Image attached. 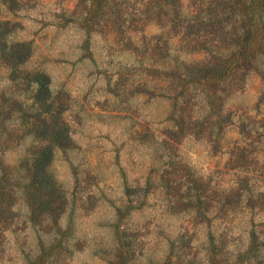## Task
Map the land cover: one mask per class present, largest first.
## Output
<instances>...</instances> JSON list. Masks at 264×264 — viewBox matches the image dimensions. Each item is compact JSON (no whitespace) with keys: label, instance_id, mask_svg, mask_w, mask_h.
<instances>
[{"label":"rangeland","instance_id":"374dc122","mask_svg":"<svg viewBox=\"0 0 264 264\" xmlns=\"http://www.w3.org/2000/svg\"><path fill=\"white\" fill-rule=\"evenodd\" d=\"M165 2L0 0V264H264V0ZM37 72L70 143L31 206Z\"/></svg>","mask_w":264,"mask_h":264},{"label":"trees","instance_id":"16d2710c","mask_svg":"<svg viewBox=\"0 0 264 264\" xmlns=\"http://www.w3.org/2000/svg\"><path fill=\"white\" fill-rule=\"evenodd\" d=\"M165 7H170V11L172 15L178 17V5H176L177 0H165ZM246 11L239 13V18L245 19ZM192 17V15H191ZM242 21V20H241ZM243 22V21H242ZM9 25L8 22L0 21V39L2 40L0 46V53L2 54V59H4L5 63L13 69L18 66V64L22 63L24 59L28 58L30 55V49L26 47L25 43H17L10 45L9 42L6 41L7 35L9 34ZM247 26V25H246ZM247 29V28H246ZM6 37V38H5ZM241 37H237L233 42L237 41L236 44H232V42L227 46V49L231 53V58L225 61L228 66L231 63H234L235 59H242L243 56H246L248 50H243V45L241 46ZM238 43V44H237ZM236 45V48H235ZM238 45V46H237ZM246 48H250L249 46H245ZM235 49V50H234ZM251 59H256L252 58ZM181 67L191 70L193 69V64H183ZM213 68L207 67L202 70L203 75H201V82H207L208 79L211 78V75L214 73L212 70ZM215 70V69H214ZM216 71V70H215ZM33 85H34V92H33V103L29 107L28 110H33V112L37 113V123H40V126L45 128V132L36 136L37 138L41 139L45 146L39 150L38 152L33 153L32 164L30 167V177H29V185L25 187L26 193L31 198L30 203L31 206L40 202L41 196L46 197V195H38V193L43 192L44 183L49 182L50 175L48 174V167L52 162L54 157V147H59L61 149H65L68 144L70 143V136H68V128L65 127L64 130L60 131L51 123L47 116H50L54 109V101L53 95L50 89V78L43 72H37L34 76ZM13 81V80H12ZM45 133V134H44ZM67 134V135H66ZM64 136V137H63ZM52 183V182H51ZM49 217V216H47ZM35 220L34 218H32ZM130 246L129 244L122 242L118 249V262L119 264H129L130 262Z\"/></svg>","mask_w":264,"mask_h":264}]
</instances>
